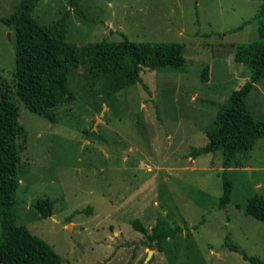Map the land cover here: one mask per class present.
<instances>
[{"label":"rangeland","instance_id":"374dc122","mask_svg":"<svg viewBox=\"0 0 264 264\" xmlns=\"http://www.w3.org/2000/svg\"><path fill=\"white\" fill-rule=\"evenodd\" d=\"M21 1L0 0V18ZM263 1L39 0L31 17L40 25L67 13V43L178 42L186 63L142 70L141 83L109 98L81 65L67 75L70 99L51 110L53 121L18 102L26 144L16 170L15 225L52 246L61 264H249L225 242L264 262V223L245 214L249 197L264 198V138L246 168L226 170L233 187L224 209L220 152L192 156L206 145L218 107L250 75L233 61L232 46L259 40L254 17ZM223 65L244 79H230L219 93L213 81ZM13 69V32L0 24V78L8 86ZM260 86L247 100L256 120L264 118V80ZM45 198L55 204L43 218L33 204ZM134 220L147 233L156 225L184 230L157 247L133 229Z\"/></svg>","mask_w":264,"mask_h":264},{"label":"trees","instance_id":"16d2710c","mask_svg":"<svg viewBox=\"0 0 264 264\" xmlns=\"http://www.w3.org/2000/svg\"><path fill=\"white\" fill-rule=\"evenodd\" d=\"M38 2L23 0L8 17L0 18V24L11 30L14 36L12 85L8 86L0 78V264L62 263L52 246L24 226L15 225L16 170L20 164L19 155L26 144V132L19 121L18 102L30 112L53 121L51 110L70 99L67 75L81 65H86L88 79L102 82L105 98H109L141 83L142 70L177 69L186 63L182 54L184 45L178 42L137 43L123 37L120 42L67 43V13L52 24L40 25L31 17ZM77 14L84 17L81 11ZM263 17L264 1L254 17L258 23L259 40L234 45L233 61L246 66L250 75L218 107L211 129L204 131L206 145L192 151L193 157L206 153L221 154L220 209H224L231 200L233 185L226 170L243 167L256 141L264 138V118L256 120L246 102L254 85L264 79ZM248 23L243 22L229 32L241 30ZM207 101L214 104L211 99ZM54 204V200L45 198L37 200L33 208L45 218L52 214ZM245 214L264 223V198L257 194L249 197ZM131 225L157 247L162 240L173 238L184 230L180 226L156 225L151 233H147L138 220L132 221ZM192 229L196 230L197 226ZM225 246L239 252L249 264H264L245 256L234 245L225 242Z\"/></svg>","mask_w":264,"mask_h":264},{"label":"crops","instance_id":"0c3cea01","mask_svg":"<svg viewBox=\"0 0 264 264\" xmlns=\"http://www.w3.org/2000/svg\"><path fill=\"white\" fill-rule=\"evenodd\" d=\"M232 47H234V46H232ZM234 49V48H233ZM183 67V66H182ZM166 68H168V67H166ZM166 68H163V69H166ZM163 69H160V70H163ZM170 69H172V68H170ZM223 70H225V72L223 73V72H221L220 74L218 73V72H216V73H218L217 74V76H219V78L217 79V78H215L214 79V81H213V83H214V88H216V90H218L219 91V93H221L223 90H222V86L223 85H225L230 79H233V80H240V81H242L243 79H244V77H243V75H242V72H239V74H235V73H233V72H230V70L228 69V67H225V65H223ZM155 71H157V70H155ZM212 74H214V72H211ZM215 73V74H216ZM214 78V77H213ZM210 79L212 80V75H210ZM207 80V79H206ZM211 80L209 81L208 80V82H207V85H208V91H206V93H209L210 94V92H211V90L212 89H210L211 88ZM262 80H264V79H261L256 85H254V87H253V89H252V91L251 92H253L254 90H256L257 89V87L259 86V88H261V86H260V82L262 81ZM242 84H243V82H242ZM260 90V89H259ZM262 90H260V93H262L261 92ZM263 93H264V89H263ZM251 94V93H250ZM250 96V95H249ZM249 98V97H248ZM248 100V99H247ZM247 102V101H246ZM243 167H245L246 168V166H244L243 165Z\"/></svg>","mask_w":264,"mask_h":264},{"label":"water","instance_id":"95a60500","mask_svg":"<svg viewBox=\"0 0 264 264\" xmlns=\"http://www.w3.org/2000/svg\"><path fill=\"white\" fill-rule=\"evenodd\" d=\"M150 253V252H149Z\"/></svg>","mask_w":264,"mask_h":264}]
</instances>
